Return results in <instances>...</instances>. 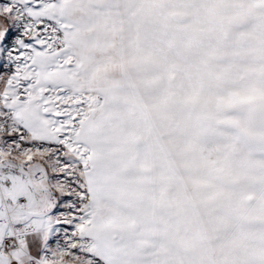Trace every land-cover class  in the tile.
Instances as JSON below:
<instances>
[{"label":"snow or ice","instance_id":"6c2138e0","mask_svg":"<svg viewBox=\"0 0 264 264\" xmlns=\"http://www.w3.org/2000/svg\"><path fill=\"white\" fill-rule=\"evenodd\" d=\"M0 264H264V0H0Z\"/></svg>","mask_w":264,"mask_h":264}]
</instances>
